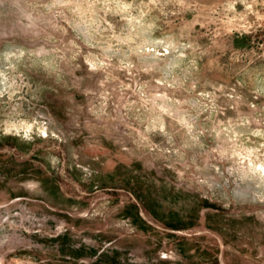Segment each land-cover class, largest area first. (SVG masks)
<instances>
[{
    "label": "rangeland",
    "instance_id": "374dc122",
    "mask_svg": "<svg viewBox=\"0 0 264 264\" xmlns=\"http://www.w3.org/2000/svg\"><path fill=\"white\" fill-rule=\"evenodd\" d=\"M264 264V0H0V264Z\"/></svg>",
    "mask_w": 264,
    "mask_h": 264
},
{
    "label": "built area",
    "instance_id": "2783aa9c",
    "mask_svg": "<svg viewBox=\"0 0 264 264\" xmlns=\"http://www.w3.org/2000/svg\"><path fill=\"white\" fill-rule=\"evenodd\" d=\"M8 264H10V263H8Z\"/></svg>",
    "mask_w": 264,
    "mask_h": 264
}]
</instances>
